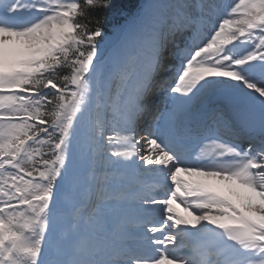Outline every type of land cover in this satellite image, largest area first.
<instances>
[{"label": "snow or ice", "instance_id": "1", "mask_svg": "<svg viewBox=\"0 0 264 264\" xmlns=\"http://www.w3.org/2000/svg\"><path fill=\"white\" fill-rule=\"evenodd\" d=\"M0 264H264V0H0Z\"/></svg>", "mask_w": 264, "mask_h": 264}, {"label": "trees", "instance_id": "2", "mask_svg": "<svg viewBox=\"0 0 264 264\" xmlns=\"http://www.w3.org/2000/svg\"><path fill=\"white\" fill-rule=\"evenodd\" d=\"M140 1L141 0H117V5L126 12H131ZM93 15H103L106 17L104 23V31L107 34L106 38L113 34L115 31V26L123 24L125 20V16L121 15L115 9L94 12Z\"/></svg>", "mask_w": 264, "mask_h": 264}, {"label": "bare ground", "instance_id": "3", "mask_svg": "<svg viewBox=\"0 0 264 264\" xmlns=\"http://www.w3.org/2000/svg\"><path fill=\"white\" fill-rule=\"evenodd\" d=\"M165 74H168V73H165ZM159 97H160V99L163 101V104H165V98H164V96H163V94L162 95H157V97H156V99H159ZM156 102H158V101H156ZM209 106H211V105H209ZM190 117H191V115L188 117V119H190ZM211 114H210V117H209V119H211Z\"/></svg>", "mask_w": 264, "mask_h": 264}, {"label": "rangeland", "instance_id": "4", "mask_svg": "<svg viewBox=\"0 0 264 264\" xmlns=\"http://www.w3.org/2000/svg\"><path fill=\"white\" fill-rule=\"evenodd\" d=\"M109 39H114V35H113L111 38H109ZM109 39H108V40H109ZM202 106H203V105H202ZM181 209H182V208H181ZM181 209H180V211H181ZM182 210H183V209H182ZM185 214H186V213H185Z\"/></svg>", "mask_w": 264, "mask_h": 264}]
</instances>
